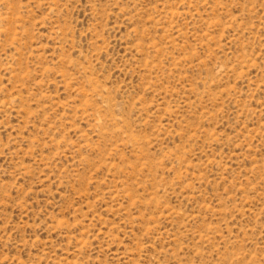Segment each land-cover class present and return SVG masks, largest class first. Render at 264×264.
Listing matches in <instances>:
<instances>
[{"label": "rangeland", "instance_id": "1", "mask_svg": "<svg viewBox=\"0 0 264 264\" xmlns=\"http://www.w3.org/2000/svg\"><path fill=\"white\" fill-rule=\"evenodd\" d=\"M0 264H264V0H0Z\"/></svg>", "mask_w": 264, "mask_h": 264}]
</instances>
